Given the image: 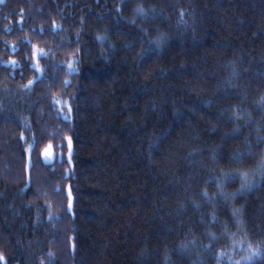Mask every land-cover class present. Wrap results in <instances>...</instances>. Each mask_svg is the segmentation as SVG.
I'll return each instance as SVG.
<instances>
[{
  "label": "trees",
  "instance_id": "1",
  "mask_svg": "<svg viewBox=\"0 0 264 264\" xmlns=\"http://www.w3.org/2000/svg\"><path fill=\"white\" fill-rule=\"evenodd\" d=\"M0 258L264 264V0H0Z\"/></svg>",
  "mask_w": 264,
  "mask_h": 264
},
{
  "label": "water",
  "instance_id": "2",
  "mask_svg": "<svg viewBox=\"0 0 264 264\" xmlns=\"http://www.w3.org/2000/svg\"><path fill=\"white\" fill-rule=\"evenodd\" d=\"M31 167H32V161L30 158L27 160V168H26V175H27V189L31 186ZM1 260V258H0Z\"/></svg>",
  "mask_w": 264,
  "mask_h": 264
},
{
  "label": "rangeland",
  "instance_id": "3",
  "mask_svg": "<svg viewBox=\"0 0 264 264\" xmlns=\"http://www.w3.org/2000/svg\"><path fill=\"white\" fill-rule=\"evenodd\" d=\"M44 160L46 163H52L54 161V154L52 153V149L48 148L43 154Z\"/></svg>",
  "mask_w": 264,
  "mask_h": 264
},
{
  "label": "snow or ice",
  "instance_id": "4",
  "mask_svg": "<svg viewBox=\"0 0 264 264\" xmlns=\"http://www.w3.org/2000/svg\"><path fill=\"white\" fill-rule=\"evenodd\" d=\"M255 251H256V250L254 249L253 252L255 253ZM249 259H251V257H249Z\"/></svg>",
  "mask_w": 264,
  "mask_h": 264
}]
</instances>
